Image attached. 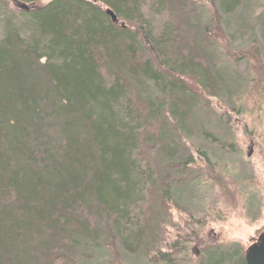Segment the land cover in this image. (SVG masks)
Segmentation results:
<instances>
[{
    "label": "trees",
    "instance_id": "16d2710c",
    "mask_svg": "<svg viewBox=\"0 0 264 264\" xmlns=\"http://www.w3.org/2000/svg\"><path fill=\"white\" fill-rule=\"evenodd\" d=\"M21 1L31 39L7 27L0 40V264H66L78 246L116 255L117 244L134 253L149 242V264H191L186 235L153 246L156 194L169 215L176 181L164 169L158 185L156 157L178 168L164 124L182 135L186 92L218 95L220 50L254 72L238 85L264 95L263 45L233 52L222 26L220 9L241 0H202V11L185 0ZM200 156H187L185 175Z\"/></svg>",
    "mask_w": 264,
    "mask_h": 264
},
{
    "label": "rangeland",
    "instance_id": "374dc122",
    "mask_svg": "<svg viewBox=\"0 0 264 264\" xmlns=\"http://www.w3.org/2000/svg\"><path fill=\"white\" fill-rule=\"evenodd\" d=\"M17 3L24 4L21 0H0V40L7 27L17 28L21 37L31 39L29 16L24 13L28 10L19 9ZM202 3V0H185L183 5L202 11ZM240 4L236 12L219 10L232 51L245 48L256 39L263 45L264 56V0H241ZM219 54L217 70L223 82L218 95L202 99L201 92H197L198 95L186 92L192 102L186 111L180 105L185 111L179 126L182 135L174 132L170 122L164 124L165 131L172 136L173 154L168 165L178 168L167 169L159 156L156 157L158 185L162 184L164 169L166 175L176 181L170 185L166 198L169 215L161 213L162 198L159 192L156 194L153 213L158 233L154 236L153 246L161 243L159 237L171 244L178 242L179 234L186 235L190 239L186 244L188 257L184 260L191 264H212L217 258L225 260L224 257L228 264H240L246 249L264 230V95L251 89L252 84L244 90L236 82L243 83L244 80L246 84L250 78H255L250 65L245 61L234 65L223 50ZM179 94L172 97L183 98ZM189 154L194 157L202 154L203 161L188 168L186 176L184 162ZM203 156L211 167L205 166ZM92 226L97 232L102 229L95 224ZM104 233L100 231L98 235L100 242L107 244L109 241ZM151 245L149 242L129 253L117 244L116 257L101 243L94 250L89 246H78L73 254H69L70 262L66 264H149L144 252ZM57 248H63V245Z\"/></svg>",
    "mask_w": 264,
    "mask_h": 264
},
{
    "label": "water",
    "instance_id": "95a60500",
    "mask_svg": "<svg viewBox=\"0 0 264 264\" xmlns=\"http://www.w3.org/2000/svg\"><path fill=\"white\" fill-rule=\"evenodd\" d=\"M17 7L27 11L28 7L25 4L17 3ZM106 15L110 17L113 23L117 22L116 16L112 11L106 10ZM245 264H264V230L256 238V240L246 249L244 253Z\"/></svg>",
    "mask_w": 264,
    "mask_h": 264
}]
</instances>
